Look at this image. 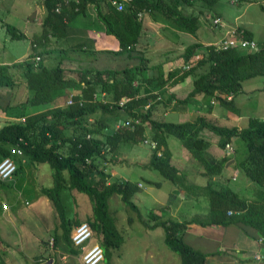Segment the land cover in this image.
I'll return each instance as SVG.
<instances>
[{
  "label": "trees",
  "instance_id": "obj_1",
  "mask_svg": "<svg viewBox=\"0 0 264 264\" xmlns=\"http://www.w3.org/2000/svg\"><path fill=\"white\" fill-rule=\"evenodd\" d=\"M111 0H43L45 15L42 19L43 37L51 36L61 45L56 50L60 56L56 65L46 67L40 62L37 66L32 62L25 65L26 86L32 92L26 106L32 108L25 113L22 106L21 120L8 122L0 127V159L10 157L17 164L16 173L23 171L22 165L12 155L11 148L16 147L32 163H46L52 170V184L43 186L41 192L48 198L59 218L53 236L55 244L62 238L71 252L78 250L73 246L70 232L73 226L83 222L73 218L63 202L62 194L66 190H75L85 194L91 202V213L84 222H88L94 235L102 232L99 243L104 250V258L109 255L110 248L118 247L122 236L115 224V217L109 210V198L120 195L123 202L131 209L137 210L130 199L135 191V185L129 180L109 182V173L105 172L94 160L111 152L121 142H141L145 134V125H151L156 130L158 146L161 153L154 150L151 154L149 166L158 171L162 177L170 180L174 185L184 187L185 173L181 172L170 161L167 147V135L180 139L185 148L193 156L200 157L208 147V142L199 135L203 129H208L219 136V145L224 147L233 137L244 140L247 155L240 161L245 176L259 186L257 201H264V120L260 117H249L247 126H222L212 123L200 116L195 121L165 122L153 119L152 107L149 104L156 94H143L144 86L150 85L160 89V92L174 80L176 83L192 78V89L188 95L179 101L186 102L191 97L204 94L214 98L219 104L234 108L232 98L242 90V82L246 79L261 75L264 76V41L257 42L255 51L231 47L216 49L213 45L202 49L201 43L191 44L184 52L185 61L188 57L201 54L195 65L177 74L175 71H161L154 74L153 68L147 65L144 56H136L139 63L123 68H83L77 79L65 76L63 60L70 51H83L91 54L94 50V41L88 35L87 27L75 25V19L86 17L88 7L91 6L95 18L103 26L106 34L113 35L119 43L117 50L108 53L119 55L125 53L132 58V52L139 41L143 30L142 20L138 12L157 11L167 19L172 20L178 27L196 34L197 17L187 16L178 7H172L166 0H132L130 6L118 11ZM191 5V0H181ZM208 6L217 0H204ZM59 10H56V9ZM264 9V7H262ZM75 22V23H74ZM74 23V24H73ZM91 27V26H90ZM6 31L12 39H23L25 34L12 24H6ZM239 36L254 39L252 32L243 29ZM200 48L198 52L194 48ZM107 53V52H106ZM34 56L33 52L29 57ZM208 64V68L196 74L197 68ZM8 64H0V87H12L15 78L9 73ZM159 69V68H158ZM150 70L153 71L150 72ZM166 72V73H165ZM174 82V83H175ZM77 90L72 93L71 90ZM102 95V97H100ZM71 96L72 103L67 104ZM170 98V97H169ZM167 98V99H169ZM61 99L62 104L41 109ZM124 101L121 105L120 102ZM146 105V109H143ZM25 106V107H26ZM138 111H136V109ZM6 112V108L2 109ZM108 115L115 118L111 125L96 114ZM122 115L124 118H122ZM92 118L90 122L89 119ZM138 119L134 128L125 126L126 120ZM72 129L71 134L67 133ZM69 144L68 151L63 154L61 147ZM222 157L214 164H206L209 175L220 174L227 162ZM15 173V174H16ZM210 178V176H209ZM4 183L0 180V184ZM210 201L207 221H197L201 225H225L230 222L227 211L260 210L262 216L255 222L264 226V206L256 209L255 205L247 203V199L239 192L225 186L216 187L208 179L205 185ZM166 213V207L151 210L150 216L155 221L149 224L141 219L148 228L161 227L164 232L165 244L180 257V264H212L209 254L203 253L187 245L184 234L190 221L161 219ZM45 243L44 241H42Z\"/></svg>",
  "mask_w": 264,
  "mask_h": 264
},
{
  "label": "rangeland",
  "instance_id": "obj_2",
  "mask_svg": "<svg viewBox=\"0 0 264 264\" xmlns=\"http://www.w3.org/2000/svg\"><path fill=\"white\" fill-rule=\"evenodd\" d=\"M191 1V5H188L181 0H166L172 7L181 9L183 14L197 17L196 34L181 29L157 11L146 12L140 17L143 30L132 52V58L125 53H108L110 50H117L119 46L111 48L109 42H103L108 34L103 31V26L99 24L92 7L89 6L86 17H78L74 23L78 27H89L88 35L95 40L94 50L97 53L70 51L63 60L65 76L77 79L83 68H123L135 65L139 63L138 56L147 59V65L153 68L155 75L168 70L179 74L190 65H195L201 55L197 53L188 57V62L185 61L184 52L191 44L201 43L202 49L209 45L216 48L224 35V38L241 37L239 34L243 29L252 32L256 42L264 41V0H217L211 6L204 0ZM44 15L43 0H0V64L10 65L8 71L16 80L12 87H0V127L8 122L21 121L22 106L25 113L32 110L25 105L32 95L26 86V63L32 62L35 65L34 58L39 56V62L49 68L55 66L60 58L56 51L61 46L58 40L51 36L43 37L41 23ZM6 24L16 26L26 37L10 38ZM194 50L198 52L201 49L195 47ZM31 52L34 56L29 57ZM207 68L208 64L199 66L196 74ZM150 72L153 73L152 70ZM174 82L172 80L163 92L150 85L144 86L143 94L157 95L149 101L153 119L184 122L195 121L202 116L217 125L238 128L246 127L249 117L256 116L264 120V76L258 75L242 82L241 92L231 96L234 103L232 109L204 94L191 97L186 102L179 101L191 91L192 78L173 91L170 85ZM71 92L75 93L77 90L72 89ZM59 103H63L61 99L40 107L48 108ZM146 107L148 105L143 109ZM3 108H6V112ZM94 117H101L111 125L116 120L100 113ZM66 132L71 134L72 129ZM156 133L154 127L147 124L141 142H121L111 152H106L104 156L94 160L95 164L109 173V182L129 180L135 185L130 199L137 207V210L131 209L117 194L109 198V210L115 217L122 242L118 247L110 248L109 255L99 264H180L179 255L164 242L163 229L159 226L148 228L141 222L142 219L153 224L155 221L151 218L150 211L161 207H166V213L162 214L161 219H171L167 209L171 206L169 202L173 183L149 166L152 152L156 150L158 154L161 153ZM199 135L208 142V147L200 157L193 156L175 136L166 137L171 163L181 172H189L185 173L184 179L187 187H178L182 194L192 188L195 193H206L207 190L200 188L206 185L208 179L218 188L226 185L234 191H238L244 182H250L239 164L247 155L243 139L233 137L228 142L232 150L227 151L225 146L219 145V136L212 131L203 129ZM145 140L155 141L156 148H152ZM69 146L67 143L61 147L63 154L67 153ZM11 151L13 157L22 165L23 171L0 184V264H83L82 249L75 247L77 253L71 252L60 237L55 244L53 232L59 224V218L51 202L41 192L43 186L52 184V170L49 165L30 162L16 147H12ZM222 157H226L228 161L223 167L224 174L221 172L220 175H212L219 176L215 181L207 172L206 164H214ZM191 183H196L199 188H194ZM201 185L203 186L200 187ZM250 191V187L243 188L244 194H249ZM62 199L73 218L84 222L90 215L91 202L85 194L66 190ZM76 226L71 229L70 239ZM102 237V232L94 235L89 245L100 243ZM183 240L193 247L187 237Z\"/></svg>",
  "mask_w": 264,
  "mask_h": 264
},
{
  "label": "crops",
  "instance_id": "obj_3",
  "mask_svg": "<svg viewBox=\"0 0 264 264\" xmlns=\"http://www.w3.org/2000/svg\"><path fill=\"white\" fill-rule=\"evenodd\" d=\"M93 41L95 42V40ZM103 42H109L111 48L119 46L118 40L110 34L105 36ZM189 79L186 78L182 82L171 84V89L173 91L178 89L177 86L186 84ZM221 172L224 174V169ZM185 173L189 172L185 171ZM218 177L212 176V179L217 181ZM232 178L234 179V177ZM190 185L199 188L196 183ZM178 187L180 186L173 184L172 196L169 202L171 206L170 209H167V214L171 219L177 221L196 220L194 222L190 221L183 237L188 238V241L193 244V248L195 247V249L197 248L201 252L211 255L208 260L212 264H264V226H260L255 222L262 217L260 210H251L250 215L245 211L228 210L227 216L231 220L225 225H201L197 221H200L201 218L206 220L209 214L210 201L207 192L195 193L192 188L182 194ZM246 187L251 188L249 194L243 193V188ZM200 189L206 190L205 186ZM260 189L255 183L247 181L238 188L237 192L241 196L245 195L247 203L255 205L256 209H261L264 206V201L261 203L256 199L259 196ZM229 211H231V214H228Z\"/></svg>",
  "mask_w": 264,
  "mask_h": 264
},
{
  "label": "built area",
  "instance_id": "obj_4",
  "mask_svg": "<svg viewBox=\"0 0 264 264\" xmlns=\"http://www.w3.org/2000/svg\"><path fill=\"white\" fill-rule=\"evenodd\" d=\"M132 0H111V4L115 6L118 11L125 10L128 6H130ZM236 1V0H235ZM56 10H59L58 8ZM145 12H138V17L140 18ZM217 21V20H215ZM231 47L240 48L246 51H255L258 49V43L254 39H247L243 37H230L223 38L216 44V49H228ZM40 61V57L36 56L34 58V64L37 65ZM231 95L227 96V99H230ZM72 103V98L70 97L67 100V104ZM123 101L120 102L122 104ZM24 120V119H22ZM135 123H138V119L126 120L124 122L125 126L134 128ZM146 143L152 148H156L157 143L155 141L145 140ZM225 149L227 151H231L232 147L229 143H226ZM18 150V149H17ZM21 152L20 150H18ZM14 170V171H13ZM17 170V164L10 157H3L0 159V180L5 181L11 179ZM4 208L6 205L4 204ZM231 214V211L228 212ZM91 235V236H89ZM89 236V237H88ZM94 236L93 229L88 222L79 223L73 230L71 234L72 244L79 249H82L81 259L83 264H99L104 259V250L99 243L89 245V241ZM86 237H88L85 241H83ZM83 241V242H82ZM82 242V243H81ZM260 258L259 256H256Z\"/></svg>",
  "mask_w": 264,
  "mask_h": 264
},
{
  "label": "bare ground",
  "instance_id": "obj_5",
  "mask_svg": "<svg viewBox=\"0 0 264 264\" xmlns=\"http://www.w3.org/2000/svg\"><path fill=\"white\" fill-rule=\"evenodd\" d=\"M14 171V170H13Z\"/></svg>",
  "mask_w": 264,
  "mask_h": 264
}]
</instances>
